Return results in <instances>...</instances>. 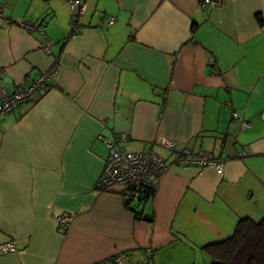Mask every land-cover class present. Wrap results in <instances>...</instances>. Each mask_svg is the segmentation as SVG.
Listing matches in <instances>:
<instances>
[{
    "label": "crops",
    "instance_id": "1",
    "mask_svg": "<svg viewBox=\"0 0 264 264\" xmlns=\"http://www.w3.org/2000/svg\"><path fill=\"white\" fill-rule=\"evenodd\" d=\"M83 2L73 23L65 0H0L42 27L0 24V97L59 63L44 96L0 117V243L19 247L0 264H208L205 245L264 216V0ZM122 133L169 164L146 199L96 188L102 138ZM184 148L223 173L172 163ZM59 211L76 214L69 228Z\"/></svg>",
    "mask_w": 264,
    "mask_h": 264
},
{
    "label": "built area",
    "instance_id": "2",
    "mask_svg": "<svg viewBox=\"0 0 264 264\" xmlns=\"http://www.w3.org/2000/svg\"><path fill=\"white\" fill-rule=\"evenodd\" d=\"M222 0H200L201 9L207 6L214 7L219 5ZM65 3L73 9L76 14L72 18L75 23L77 17L85 11V3L83 0H65ZM113 18H109L107 25L112 24ZM15 23L28 31L42 30V27L37 22H26L24 20L9 19L4 10L0 8V24L9 25ZM79 29V26L73 28V32ZM51 43L48 41L43 47L46 52L50 51ZM59 63L54 61L52 66L45 71L40 72L33 79H30L23 85L17 87L12 93L4 92L0 97V117L5 116L24 102L35 101L44 96L49 89V79L58 72ZM264 116V110L262 111ZM232 118L237 121L242 130L251 127V123L242 118L236 111L232 113ZM129 138L128 133L117 135L112 140L102 138L103 142L108 147V156L105 160L101 175L97 180L96 188L98 190H106L113 185H123L132 196H140L144 190L155 191L159 185L161 175L167 171L169 164L166 160L152 150L146 151H128L121 148L120 143ZM264 141V137H263ZM176 141L172 139H164L162 146L173 151L176 147ZM244 155L245 153H241ZM172 163L178 165H197V166H212L216 172L223 173V160L214 157L211 152L193 151L189 148H184L173 159ZM76 214L59 211L55 214L56 225L61 229H67L74 220ZM19 250L15 240H8L0 243V254L16 252ZM124 255H117L113 264H120ZM106 264V263H105ZM152 264V262H149Z\"/></svg>",
    "mask_w": 264,
    "mask_h": 264
},
{
    "label": "trees",
    "instance_id": "3",
    "mask_svg": "<svg viewBox=\"0 0 264 264\" xmlns=\"http://www.w3.org/2000/svg\"><path fill=\"white\" fill-rule=\"evenodd\" d=\"M150 194L151 190H144L141 200ZM134 212L138 219L139 212ZM203 250L211 258L208 264H264V216L258 221L241 218L230 236L205 245Z\"/></svg>",
    "mask_w": 264,
    "mask_h": 264
}]
</instances>
